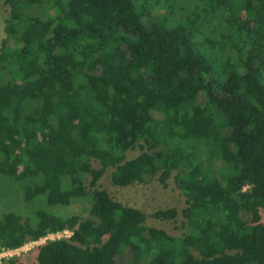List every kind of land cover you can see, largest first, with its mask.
Listing matches in <instances>:
<instances>
[{
	"label": "trees",
	"instance_id": "obj_1",
	"mask_svg": "<svg viewBox=\"0 0 264 264\" xmlns=\"http://www.w3.org/2000/svg\"><path fill=\"white\" fill-rule=\"evenodd\" d=\"M3 4L0 174L36 208L1 214L0 252L67 229L37 264H264V0ZM109 166L119 186L175 171L185 233L100 188Z\"/></svg>",
	"mask_w": 264,
	"mask_h": 264
},
{
	"label": "rangeland",
	"instance_id": "obj_2",
	"mask_svg": "<svg viewBox=\"0 0 264 264\" xmlns=\"http://www.w3.org/2000/svg\"><path fill=\"white\" fill-rule=\"evenodd\" d=\"M7 17V7L0 0V41L4 37V19ZM139 150H127L125 158L130 159L137 155ZM91 164L94 168L99 167L98 160L91 158ZM113 167L106 168L104 174L98 181L99 187L107 190L109 195L121 202L124 205L133 206L142 210L146 214L145 224L155 228L164 230L171 236L181 237L185 231L186 226L183 224L184 217L182 210L186 206V198L177 186L174 179L175 171L168 174L166 186H163L158 181V174L153 176L152 180L147 183L134 182L127 186L114 185L111 182V172ZM0 174V216L3 212L13 210L16 212L33 214L36 204L27 203L23 200L22 190L19 183L10 180ZM90 177L84 179V185L87 191H91L89 186ZM89 202L86 198L82 199L80 203H74L65 208L66 213L73 211L85 215L86 207ZM174 207L177 210V216L174 220H162L151 216L157 209H164ZM261 219L264 221V207L260 208ZM37 243L26 242L23 246L17 248L11 253L0 252V264H37L36 254L37 248L44 243L46 239L37 240ZM192 254L197 255V252L192 249ZM11 259V260H10Z\"/></svg>",
	"mask_w": 264,
	"mask_h": 264
},
{
	"label": "built area",
	"instance_id": "obj_3",
	"mask_svg": "<svg viewBox=\"0 0 264 264\" xmlns=\"http://www.w3.org/2000/svg\"><path fill=\"white\" fill-rule=\"evenodd\" d=\"M71 234V232L67 229L65 230H62V231H58V232H54V233H49L47 234L46 236L40 238V239H55V238H65V237H68L69 235ZM38 239V240H40ZM38 241H30V243H37ZM17 249V248H16ZM16 249H6V250H3L1 252H4V253H11L12 251H15Z\"/></svg>",
	"mask_w": 264,
	"mask_h": 264
}]
</instances>
